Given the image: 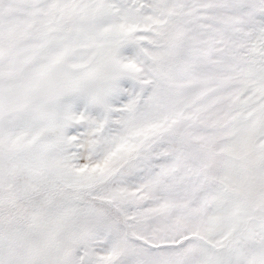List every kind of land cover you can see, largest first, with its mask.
<instances>
[{
	"label": "snow or ice",
	"instance_id": "6c2138e0",
	"mask_svg": "<svg viewBox=\"0 0 264 264\" xmlns=\"http://www.w3.org/2000/svg\"><path fill=\"white\" fill-rule=\"evenodd\" d=\"M0 264H264V0H0Z\"/></svg>",
	"mask_w": 264,
	"mask_h": 264
}]
</instances>
